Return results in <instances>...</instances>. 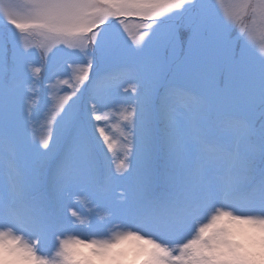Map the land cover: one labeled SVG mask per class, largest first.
I'll return each instance as SVG.
<instances>
[{"label":"snow or ice","instance_id":"obj_1","mask_svg":"<svg viewBox=\"0 0 264 264\" xmlns=\"http://www.w3.org/2000/svg\"><path fill=\"white\" fill-rule=\"evenodd\" d=\"M0 264H264V0H0Z\"/></svg>","mask_w":264,"mask_h":264},{"label":"rangeland","instance_id":"obj_2","mask_svg":"<svg viewBox=\"0 0 264 264\" xmlns=\"http://www.w3.org/2000/svg\"><path fill=\"white\" fill-rule=\"evenodd\" d=\"M230 2H231V0H224V5L227 6ZM134 31H135V29H134ZM29 41H30V46L34 48L35 53H36V56H35L36 63L34 64V67L43 68L42 72H44V65L42 63V58H45V57L51 55V51L49 50L48 44L44 40L43 37H40L38 35L30 36ZM61 47H64V50L68 51L66 46H61ZM253 47L256 49L257 52H259V50H260L259 38L255 42H253ZM52 51H54V48L52 49ZM54 59L58 63L64 64V66L68 68V75L62 76V77H60V79H68L70 76L74 78L75 73L77 72L79 65H72L71 67H68V64L65 63V61L69 60V62H70V58L65 57L63 53H56ZM38 75L39 74H37V77H38ZM45 76H46V74H45ZM47 83H48V81L45 78L44 79V85L46 86ZM65 87L66 86L61 85V86H59L58 91L52 92V93H45L46 97H48V98L55 97V99H53L52 104L48 105V108L46 110L42 111L40 113V115H38L37 120L35 121L34 134H35L37 141L41 140L46 135L48 120H49L53 110L55 109V105L59 99V96L63 95ZM119 107H120V111L123 112V106H119ZM100 114L101 115H106V114L110 115V119L108 121V124L105 125L102 123L101 126L108 127L109 134L112 135L116 141V144H117L116 151H118V152L121 151V148H122V145L120 144L121 135H120L119 131L114 130L112 127L113 124H116L117 128L119 127V125L116 123V120L112 119L113 115L118 116V114L115 113V110H109V109L102 110L100 112ZM216 206H220V202H217L215 206H213V205L207 206L199 214V217L197 218V220L195 222H193L189 226V228L186 230V232L184 233L185 238L189 237L192 234L195 227H197L199 223L206 221V219L214 212ZM76 210L78 211V213L81 214L82 219H84L85 222H87L88 219L90 218L89 214L91 212V206L86 201H81V202H78V207ZM82 210L84 212L83 214H82ZM233 211L240 212L241 209L233 208ZM106 234H110V233H108L107 228H105L103 225H94L91 229L76 225L74 228L70 229L69 232L67 233V235H69V236L79 235L80 238L91 237L92 235L102 236V235H106ZM52 251H54V250L52 249L51 242L45 244L41 248V252L45 256H48L50 254V252H52Z\"/></svg>","mask_w":264,"mask_h":264},{"label":"clouds","instance_id":"obj_3","mask_svg":"<svg viewBox=\"0 0 264 264\" xmlns=\"http://www.w3.org/2000/svg\"><path fill=\"white\" fill-rule=\"evenodd\" d=\"M222 224H225V225H229L231 224L232 222L231 221H221ZM238 223H243L242 221L238 222Z\"/></svg>","mask_w":264,"mask_h":264},{"label":"trees","instance_id":"obj_4","mask_svg":"<svg viewBox=\"0 0 264 264\" xmlns=\"http://www.w3.org/2000/svg\"><path fill=\"white\" fill-rule=\"evenodd\" d=\"M41 71H43V68H41ZM41 78V76H40V74L38 75V77H37V79H40ZM84 212H83V210H82V214H83Z\"/></svg>","mask_w":264,"mask_h":264}]
</instances>
